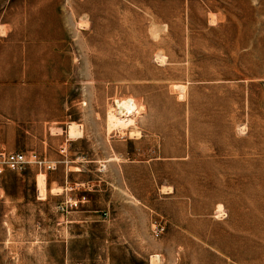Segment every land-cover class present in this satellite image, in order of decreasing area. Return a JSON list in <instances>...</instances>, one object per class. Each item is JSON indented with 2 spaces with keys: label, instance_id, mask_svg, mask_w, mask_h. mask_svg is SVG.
Masks as SVG:
<instances>
[{
  "label": "rangeland",
  "instance_id": "rangeland-1",
  "mask_svg": "<svg viewBox=\"0 0 264 264\" xmlns=\"http://www.w3.org/2000/svg\"><path fill=\"white\" fill-rule=\"evenodd\" d=\"M13 154L0 264H264V0H0Z\"/></svg>",
  "mask_w": 264,
  "mask_h": 264
},
{
  "label": "built area",
  "instance_id": "built-area-1",
  "mask_svg": "<svg viewBox=\"0 0 264 264\" xmlns=\"http://www.w3.org/2000/svg\"><path fill=\"white\" fill-rule=\"evenodd\" d=\"M10 168H16L25 163L24 156L20 154H13L7 156H0Z\"/></svg>",
  "mask_w": 264,
  "mask_h": 264
},
{
  "label": "crops",
  "instance_id": "crops-1",
  "mask_svg": "<svg viewBox=\"0 0 264 264\" xmlns=\"http://www.w3.org/2000/svg\"><path fill=\"white\" fill-rule=\"evenodd\" d=\"M120 142H122V143H125L126 145L127 144H129L126 140H119ZM79 171H81V170H79ZM44 179L45 178H43L42 176L39 178V180H38V186H39V188L41 189V190H45L44 189ZM83 184V183H82ZM40 190V191H41ZM37 199V198H36ZM93 205V203H90V206H92ZM91 212H95V211H91Z\"/></svg>",
  "mask_w": 264,
  "mask_h": 264
},
{
  "label": "bare ground",
  "instance_id": "bare-ground-1",
  "mask_svg": "<svg viewBox=\"0 0 264 264\" xmlns=\"http://www.w3.org/2000/svg\"><path fill=\"white\" fill-rule=\"evenodd\" d=\"M134 109V107H131V108H124L122 110H125L124 112H131L132 110Z\"/></svg>",
  "mask_w": 264,
  "mask_h": 264
}]
</instances>
